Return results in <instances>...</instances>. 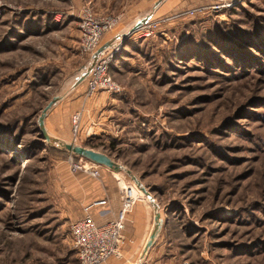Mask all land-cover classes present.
<instances>
[{"label":"rangeland","instance_id":"374dc122","mask_svg":"<svg viewBox=\"0 0 264 264\" xmlns=\"http://www.w3.org/2000/svg\"><path fill=\"white\" fill-rule=\"evenodd\" d=\"M155 1L0 0V264H80L70 226L85 213L82 179L107 191L101 168L145 208L141 226L126 221L123 256L102 264H264V0H168L161 14ZM85 8L119 17L91 54L79 50ZM107 42L120 90L86 97L77 80ZM72 84L93 129L75 132L71 115L67 140L48 142L38 116ZM61 141L122 169L71 172Z\"/></svg>","mask_w":264,"mask_h":264},{"label":"built area","instance_id":"2783aa9c","mask_svg":"<svg viewBox=\"0 0 264 264\" xmlns=\"http://www.w3.org/2000/svg\"><path fill=\"white\" fill-rule=\"evenodd\" d=\"M227 5L229 3H226ZM202 8L184 10L167 16L166 20L180 16L192 15ZM192 13V14H191ZM119 21L118 16L98 15L90 8H85L79 20V50L82 54H91L100 43L102 36L111 30ZM151 24L144 27L145 35L150 33ZM148 29V30H146ZM111 49L101 52L89 68L86 76V97L93 95L99 90L117 92L120 86L115 82L109 72ZM71 125L75 132H78L82 110L73 112ZM71 172H83L99 179L101 177L100 165L80 155L70 154L68 157ZM122 202L117 214L110 220L98 224L91 213L90 206L84 208L82 217L75 219L70 226L72 242L77 249L80 264H102L112 256L120 254L126 227L127 214L132 210L133 204L138 198L132 185L121 186ZM105 200L94 202L104 203Z\"/></svg>","mask_w":264,"mask_h":264},{"label":"crops","instance_id":"0c3cea01","mask_svg":"<svg viewBox=\"0 0 264 264\" xmlns=\"http://www.w3.org/2000/svg\"><path fill=\"white\" fill-rule=\"evenodd\" d=\"M157 1L158 0H156L155 3ZM167 1L168 0H164L160 4L159 6L160 11L158 13L160 14L164 13L172 8V6H170V4L167 3ZM129 21L130 20L128 19L126 20V23H121L118 31L114 32V37L119 35L120 31L127 32L130 28H132V26H134L138 22L136 20L134 21L133 24H130ZM112 38H113V34L109 40H113ZM70 88H73L72 90L75 93L73 91H70L69 93H67L69 89H66V91L63 90L59 92L60 94H63L64 97L52 107V109L46 115L45 120H44L46 130L49 131L50 132L49 134L54 138H61V139L64 138L65 140H67V138L70 135L69 118L71 114L75 112L76 110L77 111L82 110V117L80 121L81 126L84 129L85 128L89 129L91 127V126L88 127L89 123L92 122L91 116L86 115V118L84 119L85 110L86 112H89L90 104H91L90 101L87 102L88 100L87 98L86 100L87 104L83 103L82 106L80 107L79 106L80 100L77 98L78 90H75L76 86L72 84ZM79 89H84V91L86 90V80L81 84ZM103 97L105 96L104 94L101 93L100 97L94 98L92 100L93 107H96L97 105L99 106V104L101 103L100 100L101 98L103 99ZM91 129L93 128H90V130ZM101 173L105 181L107 191H105L102 188L99 189V186L97 184H93V185H97L98 187H93L91 181H87V180L84 181L82 179L81 181L84 182V186H82L80 192L78 193V195L83 200L82 209L85 208L86 206H90L89 212L91 213L92 217L98 224H101V223L106 222L107 220H110L115 214H117L121 207V202H122V193L120 194L118 191H116V187H114L113 179H111L112 178L111 176L114 177L113 171L101 168ZM108 176H110L111 178H109ZM81 183L82 182H80V185H82ZM100 200H105V202L101 204H96V205L94 204V202L100 201ZM129 213L127 214V221L133 224L132 225L133 228H137L144 223L143 216L145 213V208L142 204L140 203L135 204V206L132 208V210ZM133 237L135 236L130 231L127 232L126 238H133ZM120 255L123 256V246L121 248Z\"/></svg>","mask_w":264,"mask_h":264},{"label":"water","instance_id":"95a60500","mask_svg":"<svg viewBox=\"0 0 264 264\" xmlns=\"http://www.w3.org/2000/svg\"><path fill=\"white\" fill-rule=\"evenodd\" d=\"M164 0H159L156 5L153 8V11L155 10V8L158 7L159 4H161ZM152 12H149L148 14H146L145 17H143L142 19H140L130 30V32H133L137 29H139L140 27H142L149 18L152 17ZM112 42H107L104 45H102L100 48L97 49V51L95 52V54L92 56L93 59L91 60V62L93 63L94 60L96 59V57L103 52L105 49H107L108 47H110ZM90 62V63H91ZM91 63V64H92ZM91 64H89L87 66V69L85 70V73L80 76L77 80V82H81L87 75L89 72V68L91 66ZM61 96L60 95H55L53 96L48 103L43 107V109L41 110L40 115L38 116V129L40 132V136L45 139L48 142L53 141L55 138L52 137L48 131L46 130L45 124H44V120L46 115L50 112V110L52 109V107L60 100ZM63 149L70 151L74 154L80 155L86 159H89L99 165H104L106 167L112 168L113 170L119 171L122 169V166L120 164H118L115 160H113L110 156H108L107 154H104L102 152L93 150L91 148L85 147V146H81V145H75V144H70L68 142L65 141H61L60 142ZM128 173H130V171L128 170ZM137 183L140 185V183L137 181ZM140 189L142 190V192L146 195H149L148 190L144 187V186H140ZM161 225H162V221L159 218V214H155L154 216V228L149 236V240L146 242L145 246H144V250H143V254L144 252H146V250H148V248L155 242V239L157 238L160 229H161Z\"/></svg>","mask_w":264,"mask_h":264},{"label":"bare ground","instance_id":"6f19581e","mask_svg":"<svg viewBox=\"0 0 264 264\" xmlns=\"http://www.w3.org/2000/svg\"><path fill=\"white\" fill-rule=\"evenodd\" d=\"M79 77V76H78Z\"/></svg>","mask_w":264,"mask_h":264}]
</instances>
